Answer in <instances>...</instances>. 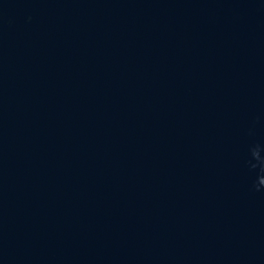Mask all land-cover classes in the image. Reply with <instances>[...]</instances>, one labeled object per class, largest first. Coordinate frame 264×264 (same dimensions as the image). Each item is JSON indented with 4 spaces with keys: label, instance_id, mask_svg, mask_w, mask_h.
I'll use <instances>...</instances> for the list:
<instances>
[{
    "label": "water",
    "instance_id": "1",
    "mask_svg": "<svg viewBox=\"0 0 264 264\" xmlns=\"http://www.w3.org/2000/svg\"><path fill=\"white\" fill-rule=\"evenodd\" d=\"M0 264H264V0H0Z\"/></svg>",
    "mask_w": 264,
    "mask_h": 264
}]
</instances>
